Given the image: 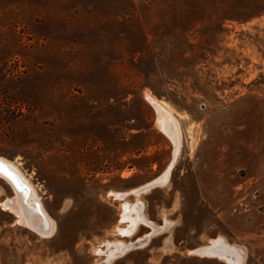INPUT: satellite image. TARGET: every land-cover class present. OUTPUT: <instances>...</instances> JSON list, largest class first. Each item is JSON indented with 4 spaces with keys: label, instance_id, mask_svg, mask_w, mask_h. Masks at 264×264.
Listing matches in <instances>:
<instances>
[{
    "label": "rangeland",
    "instance_id": "rangeland-1",
    "mask_svg": "<svg viewBox=\"0 0 264 264\" xmlns=\"http://www.w3.org/2000/svg\"><path fill=\"white\" fill-rule=\"evenodd\" d=\"M0 73V264H264V0H0Z\"/></svg>",
    "mask_w": 264,
    "mask_h": 264
},
{
    "label": "bare ground",
    "instance_id": "bare-ground-1",
    "mask_svg": "<svg viewBox=\"0 0 264 264\" xmlns=\"http://www.w3.org/2000/svg\"><path fill=\"white\" fill-rule=\"evenodd\" d=\"M157 107H159V106H157ZM159 112H160V110H159ZM159 114L160 115H159V121L158 122L160 123V126L163 129H165L166 132H168L174 138L175 142L177 143L176 146L178 147V145H179L180 131H179V126H178L176 117L173 115L172 111H170L166 107H163L162 111ZM0 166H1L0 167V175H2L4 177V179L8 180L12 184L13 187L15 186L17 188L18 192H20L21 197L23 198V200L18 199V197H15V198H12V199H9V200H5V204L4 205L7 208H10L13 212H15L18 215L17 217H18V221L19 222L24 223V224L30 226L31 228H34L35 230H37L41 234H44V235L48 234L49 235V233L52 230H54L53 229V219L50 218L48 216V214L45 212V209H43V206L41 205V201H40V199H39V197L37 195V191L33 187V184L24 177V174L21 173V171L15 165H12V167L15 170L12 167H10V164H9L8 160L5 159L4 156L3 157L0 156ZM170 169H171V167H169L168 171L166 172L165 177H164V180H162V183L163 182H166V180H168V175H169ZM21 178H23L24 182L27 184L28 187L24 185V183L22 182ZM159 180L160 179H158V181ZM150 184H151V182H150ZM27 189L29 190V192H28ZM143 190H141V191H143ZM138 194H139V192H138ZM137 201H139V200H137ZM141 205H143V203ZM126 210L128 211V215H126L127 216L126 218H129L130 219L131 224L133 226H136V225L138 226V223L140 221L145 222V223H148V224L151 223L147 219V217H145L146 215L144 216L142 214L144 212L141 213V212H137L136 211L134 213L135 210H134V208L132 209L130 205H126ZM138 210H140L139 209V206H138ZM123 213H125V212H123ZM125 232H127L126 229H125ZM221 244L222 243L220 241L219 242H216V244H214L215 245V250H212V251L215 252V254H217L218 256L227 255L228 254L227 252L222 251L220 249ZM223 246H224V242H223ZM238 253H239V251H238ZM110 254H112V253H110ZM110 256H112V255H110ZM231 263L232 264H237L235 260L233 262H231Z\"/></svg>",
    "mask_w": 264,
    "mask_h": 264
},
{
    "label": "trees",
    "instance_id": "trees-1",
    "mask_svg": "<svg viewBox=\"0 0 264 264\" xmlns=\"http://www.w3.org/2000/svg\"><path fill=\"white\" fill-rule=\"evenodd\" d=\"M10 107H11L10 103H8L7 101H1L0 100V119L1 120H3V118L8 117L6 115V112H8V111L12 112L14 110V109H11ZM17 114L21 115V111L15 112L13 116L16 117V116H18Z\"/></svg>",
    "mask_w": 264,
    "mask_h": 264
},
{
    "label": "water",
    "instance_id": "water-1",
    "mask_svg": "<svg viewBox=\"0 0 264 264\" xmlns=\"http://www.w3.org/2000/svg\"><path fill=\"white\" fill-rule=\"evenodd\" d=\"M203 249H206V250H215V245H213L212 243H208V244H206V245L203 246ZM212 255H217V254L214 253Z\"/></svg>",
    "mask_w": 264,
    "mask_h": 264
}]
</instances>
